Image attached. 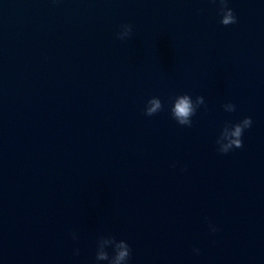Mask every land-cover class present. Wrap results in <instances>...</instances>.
<instances>
[{
    "label": "water",
    "instance_id": "water-1",
    "mask_svg": "<svg viewBox=\"0 0 264 264\" xmlns=\"http://www.w3.org/2000/svg\"><path fill=\"white\" fill-rule=\"evenodd\" d=\"M228 6L0 0V264H96L101 235L129 264H264V0ZM182 94L205 98L192 127Z\"/></svg>",
    "mask_w": 264,
    "mask_h": 264
},
{
    "label": "clouds",
    "instance_id": "clouds-1",
    "mask_svg": "<svg viewBox=\"0 0 264 264\" xmlns=\"http://www.w3.org/2000/svg\"><path fill=\"white\" fill-rule=\"evenodd\" d=\"M213 3L219 4V14L221 16L220 23L224 26L236 24L238 22L234 10L230 8L229 0H212ZM133 34V27L131 24L121 25V30L117 33L118 39L124 41L130 38ZM201 106H206L204 96L200 95L193 100L189 94L178 95L172 100L171 115L181 126L192 127L193 117ZM227 112H235L236 105L227 103L223 105ZM164 110V103L159 97H152L148 100L145 107L146 116H154ZM253 120L251 117H245L237 123L225 122L224 127L216 140L217 151L220 154H228L230 151L238 148H243V135L246 129L251 128ZM212 233L217 231L214 225H210ZM73 238H77L73 233ZM111 249V253L108 249ZM198 255L199 249H194ZM76 254H79L77 250ZM132 250L127 241L118 240L115 236L101 235L96 242L95 260L96 264L106 261L107 264H129Z\"/></svg>",
    "mask_w": 264,
    "mask_h": 264
}]
</instances>
